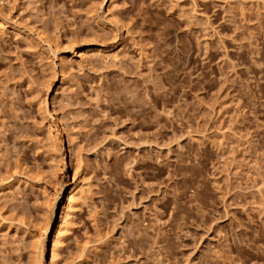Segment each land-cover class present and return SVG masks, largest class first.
<instances>
[{"label": "rangeland", "instance_id": "rangeland-1", "mask_svg": "<svg viewBox=\"0 0 264 264\" xmlns=\"http://www.w3.org/2000/svg\"><path fill=\"white\" fill-rule=\"evenodd\" d=\"M67 183L55 264H264V0H0V264Z\"/></svg>", "mask_w": 264, "mask_h": 264}, {"label": "bare ground", "instance_id": "bare-ground-1", "mask_svg": "<svg viewBox=\"0 0 264 264\" xmlns=\"http://www.w3.org/2000/svg\"><path fill=\"white\" fill-rule=\"evenodd\" d=\"M65 186H68L69 189H68V192H67L66 204L64 206L65 207V213L63 215V219L58 224L57 229L56 228L53 229V220H51L49 222V224H47L46 229H45V232H42V235H41L42 237H44L46 234H49V232L52 229H53L52 231H54L56 229L55 237L53 239V246H52V249H51V262L53 264H55V262H56L55 259L57 257V253H58V250H59V245H60L61 240L63 238V234L66 231V227H67L66 224L68 223V221H67L68 219H66V217H68L69 213L66 211V209H69V208L73 207V205L75 204L78 196H80V194H82V193L87 192L85 189L82 190V187L84 185L80 186V185H77L76 184V185L72 186V185H69L67 183ZM42 237H40V238H42ZM42 240H40V242H39L40 243L39 251H40L41 256H44V254L47 251V247H46L45 241L44 240L42 241Z\"/></svg>", "mask_w": 264, "mask_h": 264}]
</instances>
